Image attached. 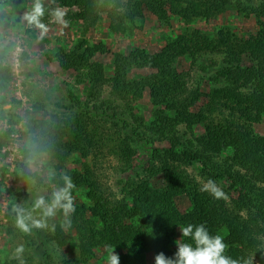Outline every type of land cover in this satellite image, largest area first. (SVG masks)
Segmentation results:
<instances>
[{"label":"trees","instance_id":"16d2710c","mask_svg":"<svg viewBox=\"0 0 264 264\" xmlns=\"http://www.w3.org/2000/svg\"><path fill=\"white\" fill-rule=\"evenodd\" d=\"M65 8L79 9L77 18L86 24H97L101 0H57ZM135 4L127 19L143 20L145 11L169 23L171 17L180 18L186 25L194 20H211L226 9L236 7L241 12L252 15L259 25V33L248 39H240L230 31L221 30L213 39L199 30L186 32L171 41L154 55L132 52L128 56L117 54L115 76L107 79L104 67L93 62L104 52L103 46H91L82 42L71 53H62L58 62L63 70H73L78 79L90 85L88 105L94 107V114L88 109L83 119L72 123H33L39 131L40 152H47L58 159L59 170H64L69 157L80 154L83 158L109 149L108 140L91 138L84 119L104 118L111 110V120L123 122L117 108L113 107L119 98L132 94L135 99L146 90L155 94L158 111L151 125L134 127L118 147L124 158L133 154L141 144L152 146L149 165L151 178L161 177L166 187L154 189L148 180L131 181L123 188V199L114 200L105 195L95 178L88 171H74L68 175L75 184L72 196L79 188L89 189V199L93 206L75 204L71 217L80 232V257L64 264H83L100 245L108 249L133 251L120 257V264H155V256L164 253L174 258L178 250L175 242L180 227L189 224H205L210 235H221L227 248L225 256L242 264L250 253L256 251L259 238L264 230L258 219L252 215L246 218L233 211L223 198L216 199L207 192L191 186L186 172L188 166L220 157L232 152L228 160L229 178L235 186L264 187V136L257 134L255 126L264 118V0H141ZM221 57L212 81L218 86L212 93L200 89H190L185 74L177 71V61L191 58L199 61L204 57ZM136 67L150 70L152 75L140 80L131 78V70ZM238 76L235 86H220ZM11 71L0 68V86L11 80ZM110 89V98L103 105L102 96ZM73 105L77 103L73 99ZM99 103L101 108H99ZM203 103L199 110L200 121L189 113ZM103 112H98V111ZM97 111V112H96ZM182 112H185L182 114ZM202 124L204 135L192 136L175 152L177 159L171 158L163 149L154 147L155 141L177 138L180 127L189 131ZM125 123V122H124ZM117 125V123H116ZM118 126V125H117ZM116 126V127H117ZM88 134V136H87ZM115 151V152H117ZM66 177V176H65ZM65 177L57 182V188L65 186ZM244 186V187H245ZM262 201L264 202V188ZM186 192L191 202V210L181 212L175 202L176 194ZM243 201L253 205L254 200L243 194ZM57 230V240L63 238ZM180 242L192 243L188 237ZM146 256H151L150 262Z\"/></svg>","mask_w":264,"mask_h":264},{"label":"rangeland","instance_id":"374dc122","mask_svg":"<svg viewBox=\"0 0 264 264\" xmlns=\"http://www.w3.org/2000/svg\"><path fill=\"white\" fill-rule=\"evenodd\" d=\"M42 3L45 14L41 22L46 25V32L29 25L24 19L26 13L32 10L34 0H0V68H8L12 76L7 84L0 86V264H64L80 257V232L73 223L72 213L65 215L63 210H58L55 216L45 218L46 228L31 227L29 232H25L17 226L16 209L31 211L39 197L50 202L61 177L74 171H88L105 195L115 201L123 199V188L131 181L148 180L154 189L166 187L161 177L154 179L149 175L152 146L138 145L132 156L124 159L117 151L121 142L131 136L134 127L149 126L156 120L155 112L159 108L155 94L150 90L144 91L138 99L130 94L113 104L119 109L123 121H115L118 126L110 119L111 110L107 112L110 115L104 118L93 116L90 120L84 119L91 138L105 137L108 140L109 149L105 148L102 154L97 151L88 159L74 154L69 157L65 169L60 171L55 156L39 151L41 139L33 123L82 121L86 109L93 114L95 110L93 105H88L90 85L81 82L73 70L61 69L58 62L60 54L71 53L85 41L91 46L101 44L104 52L98 54L93 62L101 64L106 78L111 79L115 76L114 56L117 54L128 56L137 51L154 55L178 36L193 30H199L211 39L221 30L230 31L240 39L256 36L260 31L256 18L236 7L226 9L209 21L199 19L186 25L178 17H171L166 23L148 11H145L143 20L130 21L127 12L133 11L135 3L132 0H101L99 20L93 25L77 18L79 9L76 7H62L57 0H42ZM56 8L65 12L67 27L54 22L51 12ZM222 60L218 56L204 57L198 62L185 58L177 61L176 68L179 73L185 74L190 89L212 93L218 87L212 81L214 72ZM152 74L150 70L134 67L130 75L140 80ZM238 80L236 76L229 83L223 81L220 86H235ZM110 92L107 89L102 96L103 105L107 104ZM73 99L77 101L75 105ZM203 105L200 103L189 110L197 121H200L199 110ZM255 129L258 135L264 136V118ZM202 135L204 131L200 122L193 131L183 125L177 138L155 141L154 147L177 159L175 152L182 150L188 139ZM231 157L232 152L227 151L213 159L212 163L203 160L188 166L186 172L191 186L200 189L203 183L212 179L226 194L225 200L233 211L240 212L245 218L249 215L257 218L264 230V202L260 191L264 187L235 186L227 174ZM89 193V189L79 188L74 197L75 204L93 206ZM243 194L254 200L253 205L243 201ZM174 196L181 212L191 210L186 192ZM32 216L34 219L42 218L40 210L32 212ZM57 230L64 235L59 241ZM181 235L179 231L176 241L181 239ZM258 242L256 251L250 253L242 264L248 260L252 264H264V234ZM20 247L23 251L18 254ZM109 250L100 245L83 264H107ZM114 251L119 260L127 252L133 253L121 249ZM151 259V256H146L147 262Z\"/></svg>","mask_w":264,"mask_h":264},{"label":"clouds","instance_id":"9594fccd","mask_svg":"<svg viewBox=\"0 0 264 264\" xmlns=\"http://www.w3.org/2000/svg\"><path fill=\"white\" fill-rule=\"evenodd\" d=\"M45 14V8L42 0H34L32 10L26 13L24 19L29 25H34L41 29L42 32L47 31V27L41 22V18ZM51 16L55 23L67 27V21L64 19L65 12L56 8L51 12ZM75 184L71 177H65V186L55 190L52 194L51 201H46L44 197H39L35 200L32 210L28 211L24 208H17V226L29 232L31 227L46 228L48 227L45 218H50L56 215L58 210H63L65 215L75 212L74 198L72 190ZM201 192H207L216 199H227L226 194L216 185L212 179L203 183L199 189ZM40 210V219H34L32 212ZM30 222V223H29ZM70 225V221L68 222ZM54 229V225L52 226ZM182 237H188L194 241L192 243L176 241L178 250L174 254V258H168L164 253H159L155 256V264H239V261L224 255L227 244L224 242V237L210 235L205 224L199 225L189 224L181 228ZM23 247L17 249V253H21ZM107 264H120L119 256L115 254L114 249H110L107 257ZM245 264H252L251 260Z\"/></svg>","mask_w":264,"mask_h":264}]
</instances>
